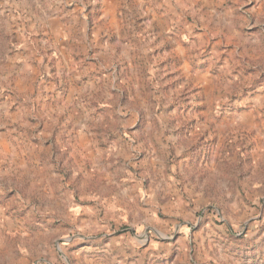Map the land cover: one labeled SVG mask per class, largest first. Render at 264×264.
<instances>
[{
	"label": "rangeland",
	"instance_id": "1",
	"mask_svg": "<svg viewBox=\"0 0 264 264\" xmlns=\"http://www.w3.org/2000/svg\"><path fill=\"white\" fill-rule=\"evenodd\" d=\"M0 264H264V0H0Z\"/></svg>",
	"mask_w": 264,
	"mask_h": 264
}]
</instances>
